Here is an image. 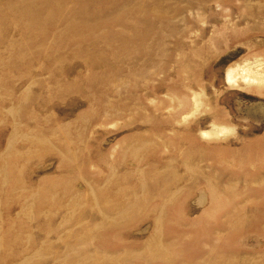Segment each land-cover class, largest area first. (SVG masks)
Masks as SVG:
<instances>
[{"label": "rangeland", "instance_id": "rangeland-1", "mask_svg": "<svg viewBox=\"0 0 264 264\" xmlns=\"http://www.w3.org/2000/svg\"><path fill=\"white\" fill-rule=\"evenodd\" d=\"M0 234L4 264H264V0H0Z\"/></svg>", "mask_w": 264, "mask_h": 264}, {"label": "bare ground", "instance_id": "bare-ground-1", "mask_svg": "<svg viewBox=\"0 0 264 264\" xmlns=\"http://www.w3.org/2000/svg\"><path fill=\"white\" fill-rule=\"evenodd\" d=\"M233 73V72H232ZM253 73V72H252ZM233 76H235V74L233 75ZM233 76L231 75V73H229L228 74V76H227V78H228V80H232L233 79ZM250 77V76H249ZM248 77V78H249ZM258 77V76H257ZM261 77V76H260ZM243 78H244V76H243ZM250 79V78H249ZM249 81H251V80H249ZM255 81V80H254ZM247 82V81H246ZM258 82H259V80H258ZM260 83V82H259ZM261 83H263V82H261ZM197 102V101H196ZM215 132V131H214ZM211 135V134H210ZM6 170V169H5ZM5 172H7V171H5ZM10 173V172H9ZM8 173V174H9ZM3 177V176H2ZM6 177V176H5ZM4 185V184H3ZM92 192V191H91ZM122 216V215H121ZM2 227V226H1ZM2 229V228H1ZM2 233V232H1ZM4 233V232H3ZM7 233V232H6ZM0 235H2V234H0ZM206 237H207V235H206ZM218 239V238H217ZM4 241V239L3 238H0V244H1V242H3ZM220 241V240H219ZM215 242V241H214ZM202 243V242H201ZM204 243V242H203ZM212 243H213V241H212ZM207 244V243H206ZM219 244V243H218ZM211 245H213V244H211ZM215 245V244H214ZM224 246H225V243H224ZM153 247H154V253H156L157 254V252H158V250L159 249H161V245L160 244H158V243H154V245H153ZM226 247H227V245H226ZM210 248V247H209ZM205 250V249H204ZM238 252V251H237ZM226 254L225 255H223V254H221L222 256H219L218 257V259L217 260H212V258H211V254H210V256H207V258H202L201 259V257H198L197 259H195V261H193L191 264H257V262H256V260H254V259H246V258H241V259H239V261H236L235 260V257H233V256H235V255H230V253L229 252H225ZM9 255L8 254H5V253H3V255L1 254L0 255V264H4V263H6L7 262V260H9Z\"/></svg>", "mask_w": 264, "mask_h": 264}]
</instances>
